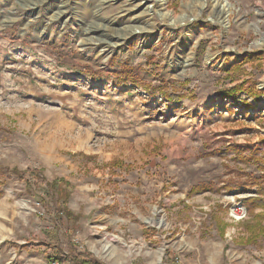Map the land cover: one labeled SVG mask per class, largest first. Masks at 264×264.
Instances as JSON below:
<instances>
[{"label":"rangeland","instance_id":"1","mask_svg":"<svg viewBox=\"0 0 264 264\" xmlns=\"http://www.w3.org/2000/svg\"><path fill=\"white\" fill-rule=\"evenodd\" d=\"M163 1L0 0V164L65 178L79 213L57 219L50 196L12 175L0 185V264H51L57 251L102 264H264V234L243 244L248 215L235 222L225 206L253 189L187 195L230 167L259 173L207 154H264V94H217L247 79L264 90V0ZM112 56L185 97L84 72L114 70ZM113 159L131 170L111 177L102 165Z\"/></svg>","mask_w":264,"mask_h":264},{"label":"trees","instance_id":"2","mask_svg":"<svg viewBox=\"0 0 264 264\" xmlns=\"http://www.w3.org/2000/svg\"><path fill=\"white\" fill-rule=\"evenodd\" d=\"M15 26H11L7 31L13 32ZM261 58V57H259ZM116 58L112 56L110 58L109 64L111 67L117 66L114 70L107 72L104 70L90 69L84 70L85 73H89L90 77L97 79L99 77H104L111 75V78L116 81L117 84L127 85L132 84L137 87H141L145 92L152 93L155 89L169 102H179L185 97V94L179 92V90L173 88L169 90L164 84L153 85L150 82H144L141 78L139 68L130 64L128 61H115ZM248 61V59L244 60ZM238 66V64H236ZM235 66V68L237 67ZM246 94L248 97L258 98L264 94V90H258L254 83L250 80H242L235 83L232 86H227L220 88L217 92L218 96L221 98H230L233 102L238 101L239 94ZM244 107L250 108L253 105L249 103L246 99L242 100ZM159 148V147H158ZM228 152L232 153L231 159L234 162H241L247 165H254L256 170L259 171L258 174L253 172L242 173L236 167L231 168L226 165L225 167H230L226 174H233L234 176L228 177L221 180L219 186L215 182H204L200 184L192 185L187 195L190 196L198 192H212V191H224L229 192L231 190H254V194L245 198V205L248 212V219L241 223L244 235L241 238L243 244H256L258 239L264 234V154L259 155L258 148H244L233 144H227L223 149H214L208 152L207 155H212L217 153L221 158H226ZM75 155V154H70ZM86 158L92 159V155H85ZM103 168L108 169L109 175H117L116 170L128 172L131 170L132 166L130 164H124L121 160L113 159L110 162L102 165ZM12 175H16L18 179L23 180L24 187L27 192H32L35 190H43L45 194L51 197V201L55 205L54 213L57 219L65 220L75 223L79 218V213H74L67 207V201L70 196L71 185L63 177H55L51 180H46L40 169L27 167L24 170H20L17 167H7L0 164V185L6 183V179L10 178ZM114 184L116 182H113ZM42 200V199H41ZM221 208V205L218 206ZM216 228L219 230V234L222 236L226 228V222L214 215L213 217ZM58 255L49 257L50 261H57L60 264L68 261L73 264H102L96 258H94L90 252L75 251L68 252L64 259L61 258L60 252Z\"/></svg>","mask_w":264,"mask_h":264},{"label":"built area","instance_id":"3","mask_svg":"<svg viewBox=\"0 0 264 264\" xmlns=\"http://www.w3.org/2000/svg\"><path fill=\"white\" fill-rule=\"evenodd\" d=\"M229 216L232 218L233 221L239 222L247 218V208L245 203L240 200H235V198H230L227 203L225 204ZM51 264H60L57 261H52ZM62 264H73L68 261H65Z\"/></svg>","mask_w":264,"mask_h":264},{"label":"bare ground","instance_id":"4","mask_svg":"<svg viewBox=\"0 0 264 264\" xmlns=\"http://www.w3.org/2000/svg\"><path fill=\"white\" fill-rule=\"evenodd\" d=\"M221 2H222V0H221V1H219V0L217 1V3H219V4H220ZM165 3H166V2H165V0H164V1L162 2L163 6H166ZM225 6H226V5H225ZM218 14H219V13H218ZM184 61L186 62V60H183V57H182V59H180V60L178 61V63H181V62H184ZM104 249H105V247H104ZM106 255H107V254H106ZM110 260H111V259H110Z\"/></svg>","mask_w":264,"mask_h":264}]
</instances>
